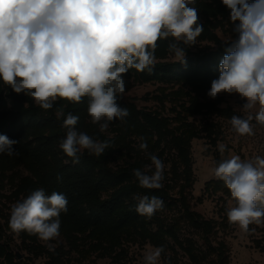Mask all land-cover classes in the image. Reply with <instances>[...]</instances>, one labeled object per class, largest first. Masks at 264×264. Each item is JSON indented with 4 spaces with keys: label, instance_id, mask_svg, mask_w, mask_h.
<instances>
[{
    "label": "clouds",
    "instance_id": "obj_1",
    "mask_svg": "<svg viewBox=\"0 0 264 264\" xmlns=\"http://www.w3.org/2000/svg\"><path fill=\"white\" fill-rule=\"evenodd\" d=\"M221 3L229 10L235 35L227 42L219 77L207 95L215 99L221 93H235L244 99L240 109L250 114L233 115L230 123L239 135H252L253 120L264 125V0ZM194 4L195 0H0V81L17 94L30 95L45 110L57 97L78 103L87 96L91 122L103 132L110 122L128 116L117 103L126 90L124 74L131 68L152 72L159 39L173 38L170 49L186 63L178 42L194 45L203 31ZM62 116L58 110L57 117ZM78 120L67 114L66 136L59 144L73 163H79L84 150L100 156L109 147L108 141L78 132ZM16 143L0 135V153L13 154ZM140 148L146 150L147 144ZM149 158L146 170L134 169L133 175L141 188L160 189L164 163L156 155ZM215 176L236 202L227 210L229 223L248 232L250 224L264 217V208L258 207V202L264 203V157L247 162L239 156L225 159ZM135 199V211L147 218L164 205L154 195ZM67 204L63 193L35 190L12 205L9 226L14 232L52 241L60 236V215L67 212ZM164 251L163 245L154 247L144 255V264H161Z\"/></svg>",
    "mask_w": 264,
    "mask_h": 264
},
{
    "label": "rangeland",
    "instance_id": "obj_2",
    "mask_svg": "<svg viewBox=\"0 0 264 264\" xmlns=\"http://www.w3.org/2000/svg\"><path fill=\"white\" fill-rule=\"evenodd\" d=\"M191 6L197 9L198 23L203 26V30L209 29L221 42H228L233 38L235 34L232 32L229 10L221 0H195V4ZM202 35L204 34L201 32L194 45H185L182 41L180 43L196 55L216 49L217 46ZM154 56L155 62L182 60V56L177 55L170 47L164 51L156 50ZM124 79L126 90L117 103L126 108L129 114L123 120L110 122L103 132L100 131L99 124L91 122L87 112L88 103L78 105L76 102L57 97L53 101V107L43 111L48 113L52 110L56 117L58 110L63 111V118L69 113L78 116L79 120L75 126L78 132L87 133L95 140L108 141L109 147L104 153L110 158V166L114 169L133 166L134 169L145 171V166L151 164L149 154L158 156L164 163L163 187L168 185L171 194L175 196L180 185V180L173 178V169L177 163L176 152L170 148L165 138H159L154 133L152 141L154 145H159L160 150H155L154 146L142 150L140 144L144 142L141 139L149 138H141L142 127L135 126V119L139 124L143 123L138 114L143 111L165 119L168 128L185 138L188 145L191 161V185L188 194L191 207L205 219L219 223V229L212 240L226 244L228 264H264V219L253 222L249 225V231L243 232L227 219V210L235 206L234 199L223 193L212 194L207 190V185L218 179L215 169L223 160L239 156L242 161L247 162L254 161L257 156L264 157V125L253 120V134L241 136L230 123L233 115L247 118L250 114L240 109L246 101L235 93H221L212 99L207 95L211 86H208L205 92L198 93L187 84L145 82L133 75L124 76ZM196 104L200 107L197 108ZM255 111L256 109H253L251 114L254 115ZM66 132L67 130L47 132L57 134L56 149L61 153V157L64 154L59 144ZM221 146H224L223 152L220 151ZM50 168L49 162L34 161L28 156H23L13 166L0 160V225L6 234V237L0 238V264H51L48 252L69 249L71 242L68 237L81 238L80 234L69 232L72 225L61 217L60 236L48 242L41 241L36 235L26 231L14 232L9 226L12 205L25 199L21 187L25 179H30L39 189L44 190L45 195H49L46 180ZM152 170L154 171V168ZM163 215L173 218L177 216V210H166ZM181 238L191 239L198 246L203 243L201 236L188 225L183 226ZM153 249L154 246L149 243L132 246L129 256L122 259L120 264H144V255ZM15 251L22 255L20 260L14 256ZM178 254L175 259L178 264H189L181 252L178 251ZM74 255H68L70 262L63 264H112L109 259L93 257L92 263L87 260L77 261V255Z\"/></svg>",
    "mask_w": 264,
    "mask_h": 264
},
{
    "label": "trees",
    "instance_id": "obj_3",
    "mask_svg": "<svg viewBox=\"0 0 264 264\" xmlns=\"http://www.w3.org/2000/svg\"><path fill=\"white\" fill-rule=\"evenodd\" d=\"M202 34L217 46L216 49L196 55L178 42V46L184 49L186 63H182V60L154 61L152 72L131 68L124 76L133 75L145 82L187 84L198 93L205 92L211 82L219 77L218 66L228 44L221 42L207 28H204ZM172 43L174 41L171 37L159 39L155 52L164 51ZM88 100L85 96L76 103L85 104ZM138 114L143 123L139 124L135 119V126L142 127L141 138H149L141 139L147 144V148L154 146L155 150H160L159 145H154L152 141L154 133L159 138H165L170 148L176 152L177 163L173 169V178L180 180V185L175 196L171 194L168 185L160 189L141 188L133 175V166L114 169L105 153L95 156L85 150L80 155L79 163H73L72 158L64 153V158L61 157L56 149L57 134L47 132L66 131L63 127L64 118L56 117L52 110L45 113L30 95L17 94L9 85L0 81V135L17 141L13 145L14 153H0V160L9 166H13L23 156L34 161L49 162L51 168L46 180L49 195L58 192L66 196L68 210L62 212L60 217L72 225L69 232L81 235V238L68 237L71 242L69 249L48 252L51 264L70 262L68 255L71 254L77 255V261L87 260L92 263L93 257L120 264L122 259L129 256L132 246L146 243L154 247L164 246L163 264H178L175 261L179 256L178 251L188 259L189 264H228L226 244L212 240L219 229V223L205 219L191 207L188 194L191 185V161L185 138L170 130L165 119L145 111ZM21 187L25 198L39 189L30 179H25ZM207 190L212 194L223 193L232 198L230 190L221 179L210 182ZM143 195H154L164 201L162 209L156 211L151 218L141 216L135 211V197ZM258 207L264 208V203L258 202ZM166 210H177V216H164ZM184 225H188L201 236V246L191 239L181 238ZM4 237L6 234L0 225V238Z\"/></svg>",
    "mask_w": 264,
    "mask_h": 264
},
{
    "label": "water",
    "instance_id": "obj_4",
    "mask_svg": "<svg viewBox=\"0 0 264 264\" xmlns=\"http://www.w3.org/2000/svg\"><path fill=\"white\" fill-rule=\"evenodd\" d=\"M14 254H15V256L17 257V259L20 260V259L22 258V255L20 254L19 251H15Z\"/></svg>",
    "mask_w": 264,
    "mask_h": 264
}]
</instances>
